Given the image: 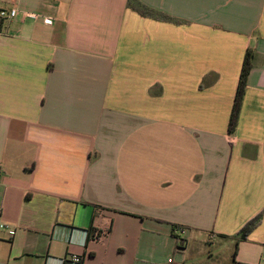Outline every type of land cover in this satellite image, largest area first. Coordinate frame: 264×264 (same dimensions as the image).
I'll return each instance as SVG.
<instances>
[{
	"label": "crops",
	"instance_id": "0c3cea01",
	"mask_svg": "<svg viewBox=\"0 0 264 264\" xmlns=\"http://www.w3.org/2000/svg\"><path fill=\"white\" fill-rule=\"evenodd\" d=\"M139 1L0 0V264H264V0Z\"/></svg>",
	"mask_w": 264,
	"mask_h": 264
},
{
	"label": "trees",
	"instance_id": "16d2710c",
	"mask_svg": "<svg viewBox=\"0 0 264 264\" xmlns=\"http://www.w3.org/2000/svg\"><path fill=\"white\" fill-rule=\"evenodd\" d=\"M128 8L137 12L140 16L145 17V18H150L153 20L161 21V22H170V23H177L176 20L173 18L160 13L156 10H153L144 4H142L139 0H128ZM251 71V60H250V54L248 53L245 57L244 64H243V69L242 73L240 76V81L235 97V103L232 111V116L230 120V125H229V131L233 132L236 129L238 119H239V114L242 106V101L245 93V88L247 84V78L249 76V73ZM264 214V210L258 214L255 218L250 220L236 235L238 242L239 241H245L250 233L256 229L259 224L262 221V217ZM88 235L89 238H99L101 234H99L95 229L91 228L88 230ZM236 254V251H235Z\"/></svg>",
	"mask_w": 264,
	"mask_h": 264
},
{
	"label": "built area",
	"instance_id": "2783aa9c",
	"mask_svg": "<svg viewBox=\"0 0 264 264\" xmlns=\"http://www.w3.org/2000/svg\"><path fill=\"white\" fill-rule=\"evenodd\" d=\"M18 15V11L16 9H11V10H8V9H0V19L2 20H10V19H13L15 17H17ZM29 17L35 19L37 18L36 15L34 14H29ZM45 23L50 25L52 24V22L49 20V19H45ZM2 172V168H1V165H0V174ZM3 227V226H1ZM181 234H183L184 231H179ZM9 234L11 236L15 235V231L14 230H10L9 231ZM72 260L76 263V264H82V258L78 255H74L72 257Z\"/></svg>",
	"mask_w": 264,
	"mask_h": 264
}]
</instances>
